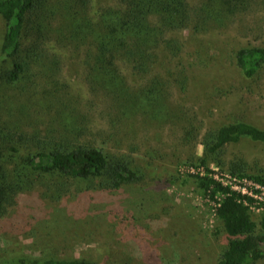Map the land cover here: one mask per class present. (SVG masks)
I'll use <instances>...</instances> for the list:
<instances>
[{
    "label": "trees",
    "instance_id": "trees-1",
    "mask_svg": "<svg viewBox=\"0 0 264 264\" xmlns=\"http://www.w3.org/2000/svg\"><path fill=\"white\" fill-rule=\"evenodd\" d=\"M93 1L0 0V20L5 26L0 47V84L16 91L17 85L24 83L23 94L12 97L10 104L0 100V220L19 193L36 187L44 190L45 199L55 202L76 184L114 192L143 183L147 168L132 154L138 147L132 151L128 148L130 152L125 154L110 152L108 142L115 141L111 137L137 124L178 127L183 140L198 141L203 148L201 156L193 155L184 163L204 170L202 177L191 176L198 190L212 200L222 197L215 212L214 234L223 235L227 245L221 249L216 264L264 261V213L254 221L249 209L238 202L236 193L208 177L209 166L215 165L232 176L264 185V174L250 172L243 161L225 163L221 159L226 145L243 139L264 145V130L237 121L200 134L192 124H182L184 115L170 103L174 72H155L163 56L175 60L180 55L183 34L195 39L228 28L237 17L264 12V0H112L95 11ZM71 49L83 54L90 92L88 108L97 109L110 125L109 132L103 135L95 137L90 133L85 125L88 116L78 115L71 101L59 96L60 89L42 98V107L59 116L57 130L39 128L27 114L28 106L27 119L18 118L13 111L20 96L34 106L28 80H44L50 89L56 85L63 65L61 51ZM234 58L244 79L264 75V42L239 48ZM123 69L141 83L130 84ZM175 76L174 82L187 79L181 71ZM6 257L1 264H99L53 256Z\"/></svg>",
    "mask_w": 264,
    "mask_h": 264
},
{
    "label": "rangeland",
    "instance_id": "rangeland-1",
    "mask_svg": "<svg viewBox=\"0 0 264 264\" xmlns=\"http://www.w3.org/2000/svg\"><path fill=\"white\" fill-rule=\"evenodd\" d=\"M111 1L94 0V11ZM4 34V22L0 20V47ZM181 40L180 55L175 60L163 56L155 72H174L170 103L184 115L182 124H192L200 134L237 121L264 130V75L255 80L244 79L234 58L239 48L264 42V12L237 17L228 28L195 39L185 33ZM61 53L63 65L56 85L50 89L44 80H28L34 106L20 96L13 109L15 115L27 119L25 108L32 107H27V114L39 128L57 130L59 116L42 107V98L60 89L59 96L70 100L78 115L88 116L85 125L93 136L109 132L110 125L97 109L88 108L90 92L83 54L72 49ZM178 71L186 76L185 82H174ZM123 73L130 84L141 83L125 69ZM22 85L18 84L15 91L0 84V100L10 104L12 97L23 94ZM155 126L144 123L127 127L128 132L113 136L115 141L108 142L107 150L113 153L125 154L138 147L132 154L147 168V177L139 185L102 192L76 184L55 202L45 199L40 187L19 193L0 220V264L6 255L19 254L99 264H216L227 242L220 233L214 234L215 218L203 202L195 179L179 175L187 159L201 156L203 148L198 141L183 140L178 127ZM25 127L31 129L29 125ZM97 141L103 142L100 138ZM221 159L225 163L241 160L250 172L264 174V145L247 139L226 145ZM257 218L253 215L254 221Z\"/></svg>",
    "mask_w": 264,
    "mask_h": 264
},
{
    "label": "built area",
    "instance_id": "built-area-1",
    "mask_svg": "<svg viewBox=\"0 0 264 264\" xmlns=\"http://www.w3.org/2000/svg\"><path fill=\"white\" fill-rule=\"evenodd\" d=\"M209 178L219 183L222 187L227 188L230 192L238 195V202L247 207L251 214L260 216L264 213V185L256 183L247 178H237L232 176L227 170H221L219 167L210 165ZM181 175L204 176L202 168L183 166L179 169ZM216 200L204 196L203 202L209 207L212 217L215 218L216 209L222 197L216 196Z\"/></svg>",
    "mask_w": 264,
    "mask_h": 264
}]
</instances>
